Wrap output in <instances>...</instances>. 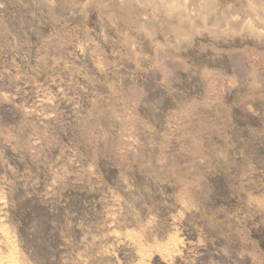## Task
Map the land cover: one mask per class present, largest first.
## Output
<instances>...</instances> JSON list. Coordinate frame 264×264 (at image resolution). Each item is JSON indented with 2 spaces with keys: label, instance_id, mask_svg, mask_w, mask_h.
Segmentation results:
<instances>
[{
  "label": "rangeland",
  "instance_id": "obj_1",
  "mask_svg": "<svg viewBox=\"0 0 264 264\" xmlns=\"http://www.w3.org/2000/svg\"><path fill=\"white\" fill-rule=\"evenodd\" d=\"M0 264H264V0H0Z\"/></svg>",
  "mask_w": 264,
  "mask_h": 264
}]
</instances>
